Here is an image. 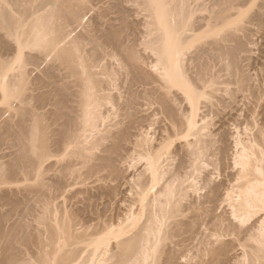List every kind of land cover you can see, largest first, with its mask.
Masks as SVG:
<instances>
[{
  "label": "bare ground",
  "instance_id": "6f19581e",
  "mask_svg": "<svg viewBox=\"0 0 264 264\" xmlns=\"http://www.w3.org/2000/svg\"><path fill=\"white\" fill-rule=\"evenodd\" d=\"M129 1L132 2L133 5H135L134 7H138L140 11L142 10L141 13H143V15H146L145 22L147 23L146 25L147 27L145 26L147 28V31L145 30L147 33H145L144 30L141 31L144 32V35L146 34L145 35L146 40L145 38H142V36L144 37V35L140 37L139 36L140 34L137 37L134 35H133L134 37L130 36V38L132 37L133 39L135 37L136 38L140 37L138 38L139 39L138 41H141L142 38L143 41L141 42L144 43V46L146 42L147 49H150L149 51H151L154 54L153 57H155L154 58L155 63L153 62L154 61L153 59H151L152 62H150L149 60L150 57L147 55L149 51L147 52L146 56L148 57V61L150 63L152 64L154 63L153 65L152 64L150 65H152L154 70L156 68V74H153L152 72L153 70L151 69L150 70L152 73H149L150 72L149 68L151 67L148 68V72L146 71L147 69L144 70L145 69L144 65L150 66L147 65V63H149L148 61H146L147 63L144 64L145 63L144 60L143 61L144 63L142 62L143 65L140 64V57H142L143 55L140 53L141 56H139L138 55L139 49L138 51L134 49L135 47L139 46L136 45L135 42L137 41H135V39H134V43L136 46L132 47L133 46L132 39H131L132 43L130 44L132 46H128L129 44L128 45L125 44L127 43L124 40L125 31L128 33L127 30H130V32H132L131 31L132 29L137 30L139 29L137 27H139L140 26L139 24L141 23H139L138 21V23L136 22L137 26H135L132 23L133 21L131 23L129 22L128 20L129 17L127 19L125 15L127 14L126 13L127 11H126V7L123 5L124 1L123 2L119 1L118 3H116L117 2L116 1L114 5L110 7L112 11L114 10L115 13L118 14V19H113V20L120 21L121 23L120 27H116L117 25L114 24L111 25L109 22L112 21V19L108 21L109 19L107 20V18H105L107 17V15H110L107 14L110 12V8H108L109 10H106L107 7L109 6L108 5L105 10H102L101 12H100L101 9L99 10L98 18L100 17L102 19L105 18V21H108L107 24L109 23L111 26H109V24L108 25L106 24L107 28L104 29L106 22L101 19L104 22V24L102 23V25H104V28L100 23L102 28L98 27L99 24L97 25L96 28L93 27L94 26L93 25L92 27L94 29L91 28L92 30L88 26L89 29L86 30L85 28L86 31H84L87 33L83 34L84 32L81 31L82 32L81 35L80 33L79 35H77L78 34L77 33L75 36H72L73 35L72 31L74 30L75 32V30L77 29V28L74 29V25L77 23L78 25L76 24V26L79 27V24H81L84 21L83 17L90 8L89 6L91 2L90 0H0V97L9 100V105L13 107L15 119L17 118L16 116L19 117L17 118L19 119V121H17V123L15 124H13V122L12 123L9 121L7 122L8 118H6L5 120L6 123H8V125L6 124L4 126L5 130L4 131L1 130V131L5 133L4 136L8 135L10 140H13V142L14 140L17 142L19 141L20 146L19 145L17 146L21 147L19 148L21 149V153L19 154L18 152L20 151L16 153V151L19 150L18 147L17 146L15 147L17 148L16 150L13 147L15 145L11 146L9 144L12 148H14V150H16L13 152H15V154L17 155H14V153L12 154L11 151L12 156L8 155L11 157V159L10 157L8 159L9 162L12 160L13 161L9 165L5 163L6 161H4V164L0 163V187L2 186H6V188L9 187V190L8 189L7 190L10 191L11 186L13 187L14 185H18L19 182L22 181L21 180L22 178L20 177L23 176V179L28 178L27 180L25 179L26 182L28 181L27 183L23 180L28 185L26 187V185L23 184L24 183L23 181H22L23 183L20 182V185L21 184H23V186L25 185V188H27V190L33 191L34 189L37 188L40 190L42 189L41 191H43V188L45 187L47 182L50 181L44 179V175L45 173L50 172L52 169V167L49 168L48 167L49 165H47L50 171H48L47 169L45 170H47L48 172L44 171L43 169L46 166L43 165L47 164L46 162L48 158H49L48 160H50L51 157L53 158V160L54 159L58 160L59 158H61L62 155L63 156L68 155V156L64 158L66 160H64L62 156V160L64 161H61L60 159V163L58 164L59 166L61 162L68 161L67 158L70 159V156L73 157L74 155L75 156L78 155V157L81 156L83 158L82 161L87 163V165L86 163L84 164L87 166V167L84 166L86 167L85 168L86 170L88 169V163L90 164L88 171L86 172L84 170V172H86L85 175H87L88 173L89 175H95L96 177L99 174L98 172H101V170L103 171L105 170L104 172H101L103 173L101 174V176L105 175V177L107 178L108 175L112 176L113 177L112 179L114 180L111 182H115L116 179L118 180V178H120L121 170L122 172L126 170L124 169L123 171L122 167H120L121 169L118 168V164L120 165V163L117 164L118 160L122 161V158L124 157H126L124 159L127 160V157H129L130 160L132 159V161L136 162L138 166L140 165L138 162L143 163V167H141L142 171H140V174H138L139 171L138 169L140 168L136 166L138 170L137 174H135L138 175L137 176L138 178H135L134 175V178L137 179L136 183H134V185L135 184L136 185L134 186L133 184L128 182L129 187L130 185H133V187L137 188V189L134 188L136 189L134 190L136 194L135 195L136 197L134 199L136 201L132 198L133 195L132 196L129 195V196L132 200L138 203V205L137 204L136 205L139 206V208L133 202V205H135V207L134 206L133 207L138 209H134V211L128 213L129 214L128 217L125 218V216L127 215L123 214L125 216L123 217V219H120L121 221L118 220L114 222L112 220L106 221L105 219V222L101 223V225L99 224L100 226L99 228L97 227L98 226L97 223L100 221V219L97 218L99 219V221L97 222L95 220L96 214L94 212L98 210L96 209V211H93V213L95 214L94 220L96 222V224L95 223L94 224L96 226H94L93 224L92 228L89 229L86 228L88 229L89 232H86L87 230H82V228L81 230L85 232H81L79 228V231L77 233V230L75 229L76 230L75 231L74 228L77 227L78 225H79L78 227H80V224L83 223L84 218L82 219V222L80 221L81 223L79 222L80 224L76 223L78 225L75 226L74 224L76 221L74 222V219H77L78 217L76 216L77 214L76 215L74 214L76 212L74 213L71 212L72 211L71 209H70L71 211L69 212L68 207H67L68 212H65L66 208L65 207L59 208L58 204L57 205L55 204L57 206L56 209L55 205L50 204L48 198H46L49 195L48 196L46 195L45 197L44 193L41 196L42 197L44 196L46 198L44 200L45 202L44 201L42 202L43 199L40 201V199L42 198L40 196V194L42 193L39 192L40 190H38V198L40 197L41 198L40 199L35 198L37 197V194L33 192L34 193L33 196L36 194L33 199L36 200L38 199L40 202H42L45 205V207L43 206L44 207L43 213L45 216L42 215L43 213L39 217L36 214H34L36 207L33 208L35 210L32 209V212L30 210L29 213H32L36 217L42 219L43 217H46L49 213L51 215L52 209L54 210L60 209L58 211H61L63 210L62 208H65L64 209L65 211L64 210L62 211L65 212V214L60 212V215L62 214L64 216H61L60 218V215H58V217L62 221H60L59 218L57 219L56 217H55L56 219L54 217H52L53 219L49 218L51 216H48L46 218L47 219L46 221L45 218H43L44 219L42 220L43 222L40 221L39 219L40 223L39 222L38 223L40 225L41 222L43 223L42 225H44V221H45V225H44L45 229L43 231L40 230L41 229L40 226L36 231L32 226L35 225L34 224L35 222L33 223L28 222L30 223L28 224L27 218L26 220H23L25 218H22L26 215L27 213L26 210L30 209V207L29 209L27 207V209L24 210L25 215L23 213L20 214V215H24V216H20L22 220L21 218L18 217V219H20L21 222L26 221L24 225L27 226H24L23 223L21 224V222L19 223L18 226H15L10 223L15 228L8 229L9 226H7L8 230H5L6 228L4 229L1 224L3 218L5 219L4 216H7L5 214H8V211L7 213H3L4 214L3 216L1 210L0 264H24V263L30 264L29 262H33L34 260L35 263L33 262L31 264H76V263L81 264L83 262V261L80 262L82 257L81 255H79L81 257L80 258L78 254L79 252L82 251V249L85 248L86 250L83 251L86 253L85 256L86 258L83 255L84 259H82L84 260L83 262L84 264H87L85 259L86 260L88 259L89 261V259H91V257L94 256L95 253L97 254V256H99L97 251L101 253V251L103 250L106 253H104L105 255L101 254L100 256L102 255L104 256L105 262L102 263L100 261V259L103 258L102 257L98 260L101 262V264H105V263L106 264L107 263L108 264H177L176 262L178 261L180 262L181 260H183L181 259L182 257L181 258L178 257L179 256L178 252H180L181 250L179 251L177 247L178 248L180 247L183 251V248L181 246L186 247L184 246V242L186 241V239L189 242L190 240L188 239H190L191 236L194 237L199 233L201 234V232L199 231H202L201 227L203 225L204 228L207 226L206 229L209 230L208 231L209 237L205 236V239L206 237H208V239L212 237L216 240L214 241L212 239L213 240L212 242L211 241L207 242L209 241L207 240L206 244H204V242H202L204 240L203 236L205 234L207 235L208 233L206 232L207 230L205 229L204 231L202 227L203 232L206 233H204V235L202 233L201 235L202 241L198 240L199 243L201 242V245L200 244L197 245L198 246L203 245L204 249L203 247L197 248L198 246L195 245V243L191 244L194 245L193 249L191 250H195L194 248H196V254L198 252L197 249L198 250L200 249L201 252L202 250L209 251V254H211L210 257H212L211 260L212 259L218 260L219 258L222 259L221 257H223V255H225L224 257L226 258L227 252L229 250L231 251V249L228 250V247L230 246L226 241H224V238H226V236L228 238L229 236L230 237L233 236L236 240L238 239L239 244L243 246L242 249L239 245V247L242 249L241 252H243L244 250V256L242 255L243 257L241 256L240 257L242 258V260L243 259L245 260L246 258L245 260L246 264H264V122H263L264 120H261V123L259 122L260 123L259 124L256 119L260 118V114H259L260 112L258 113L259 116L257 114H253L256 111L255 109H258L259 107H262L260 108L262 112L264 110V77L261 78L262 81L260 80L261 82L259 81L260 83L257 85L255 83L258 81H255L254 85H256V87L255 86L252 87L253 84L251 85L250 83H253L252 82L253 77L250 78L251 79L250 82V80L248 79L249 75L246 76L247 74L244 73L245 70H243L245 65L243 66V62L241 64L243 53L244 52L246 54L249 53L248 51L250 50L249 46H251V44L254 43V40L255 39L257 40L258 38V37L256 38L255 36L260 35V38L264 37V0H129ZM199 12H201L202 15L203 13L205 14L206 12L208 14L205 16H199L198 15L200 14ZM97 15L98 14L95 15L96 16L95 19L97 18ZM141 15H137V17ZM92 18L94 19V17ZM92 18H90V20ZM101 20H99L98 22H100ZM144 20H142V24ZM90 24L91 23H89V25ZM82 25H80V27H82ZM72 26H73V30L71 31ZM136 30H134L133 34L135 33ZM200 30L202 31L200 32ZM135 35L137 34L135 33ZM126 36L129 37V35L127 34ZM125 39H127V37ZM128 41L130 42V40ZM254 44H252V46ZM144 46L143 49H145ZM152 53L149 55L151 56ZM255 54L257 55L256 52ZM262 55L264 56V54H261V56ZM142 58L144 59V56ZM254 59L256 60V58ZM47 61L51 64H49ZM45 62L48 63V65L50 66H48L47 64L46 65L48 66V68L44 66L45 69H44V73H42V75L44 74L43 76L41 75L36 76L37 74L35 75V73H33V75H35L36 77L30 76L31 75L30 72L34 70L33 67L35 68V70H37V68L38 69L41 68V65L45 64ZM141 65L144 67V69ZM30 66L32 67V70L30 69L31 68ZM251 67L253 68L254 66ZM263 67H260V70ZM40 71L43 70L40 69ZM261 73L262 71L260 72V74ZM260 77H262V75ZM255 79H257V77ZM137 85L140 88L135 89ZM141 86H144L145 89ZM232 86H234V88H232ZM124 87H126L125 91H123ZM141 88H143L142 91L139 90ZM177 90L183 94L182 97L180 96L181 94H179L180 98L179 96H177L179 98L178 101H177L178 98L176 96L174 98V94L178 95L179 93ZM222 91H227L228 93L226 94L225 92V95L231 94L233 97L234 95L238 96L244 93V95H241L242 98L244 99V97L245 98L247 97L246 100L247 101L248 99L250 100L248 104L252 102V104L250 105H254L252 107H255L254 109L250 107V105H249L250 108L247 106V108L253 109V113H252L253 115L251 116L253 117V119H255L256 115L258 116L255 119L256 124H253V129L256 128L255 132L254 130L252 131L251 128L249 129L248 127H246L250 130V132H252V133L248 132L246 136L247 138H244L245 136L242 138V134H240L243 133V135L244 134L246 135V133L243 132L245 131V128L243 131L240 130V133H238L239 131L237 130V136L236 134L234 136V133L231 136V139L233 136L235 137L234 140L238 151L234 149L235 151H237V154L234 152L233 155L234 154L236 155H234L233 158L232 157L229 158L230 161L231 159H234V163H232L233 161L232 162L228 161V162H230L231 165L234 164L236 167L238 166L240 167H238V171L236 170L235 172L236 174L233 179L231 176H230L231 178H227V180L232 179L231 181H234L233 183L230 182L231 185L227 187L224 184L226 181L222 180L224 182L223 183L219 180L220 182L216 181L217 184H212L213 182H215L214 180L212 181L210 178H206V179L201 178V172L202 173L205 172L202 171L204 169V166L206 167L207 165V167H209L210 165H213L214 166L213 168H216V170L218 167L219 170L220 166L223 167V165H220V163L226 159L224 158L222 160V158L229 153V152L227 153V150L231 146L230 145L231 143L228 142L229 141L228 140L227 142L230 143L229 144L230 146L229 147L227 146L228 147L227 149L225 146L228 144L223 145L222 143L226 141H221V139H219L218 134L221 132H219L218 130L220 129L221 126L219 127V129H217L218 134L216 133V130H214L215 132L211 130L212 128L213 129L215 128L212 125L213 121L212 120L210 121V119L213 118L212 116H214L212 114V112H214L213 107L216 104V102H217L216 107L217 105H220L223 102V97L221 99L220 95L218 94V93L222 94ZM246 91L247 92L249 91V93L251 92V98L245 96ZM174 92H178V93H174ZM231 95H228L230 96L229 99H231L232 97ZM180 99L185 100L182 102H187L189 105L188 109L185 108V110L186 109L187 110L184 112L183 110L182 112H179L177 110L180 108L183 109L185 107V106L182 107L181 105L180 108L177 107L179 106V104L177 105V103L181 101ZM226 99L228 98H224V100ZM143 100L144 102L147 101L150 104V106L148 104L149 107L153 106L151 104L159 105L160 112L158 114L160 116L161 114L164 115L163 125L165 120L168 121V125L165 126V128H162L163 127L162 124H161L162 127L156 125L155 130L152 128V125H155L156 123L154 120L153 122L155 124L151 122V120L149 121V118H154L157 122L160 120L158 118L159 115H156L159 120H157L156 116L144 117V115H142L143 116L142 117L139 115L140 112L138 113L137 111V109H139L138 105ZM231 100L232 102L236 101V97ZM231 100H230V104L226 103L227 106L230 105L229 107H231L232 104ZM12 101H14V103L17 101L19 105H17L16 102L17 106H13L14 103L12 104ZM33 102L35 103L33 104ZM218 102L220 103L218 104ZM174 103L176 105H174ZM143 104L145 105L146 103ZM143 104L141 103L139 107L142 108L141 105ZM180 104L182 103L180 102ZM108 105H110L109 106L110 108L107 107ZM202 106L203 108L205 107L204 111L202 110V113H204L206 110H207L206 113H208L207 108L209 107L210 110V108L212 107L211 109L212 112H210L212 116H210L211 117L210 119L208 117L209 115L201 114V109H203ZM145 107H147V105ZM221 107L223 106L220 105V107H217V111L219 110L217 113L219 115H220L219 112H221L223 109L225 110V108L222 109ZM218 108H221L222 110L220 111V109ZM244 108H245V104H244ZM111 109L114 111L113 114ZM149 109L147 110V112L149 111ZM155 110L156 112H158L156 107ZM109 111L111 112V114L109 113ZM262 112L261 114L264 113ZM114 114L118 117V120L114 118L115 117ZM250 114L251 113H249V116ZM219 115L216 114V116ZM14 116H13V121L15 120ZM246 116L244 117L245 120L247 118ZM110 117H113L114 120H116V122L112 120L113 118H111L112 124L107 125L106 120L107 119L110 120ZM10 118L12 119L11 116L9 117V119ZM206 118L208 120H206ZM213 120L216 124L215 119ZM248 120L249 119L247 118L246 122ZM3 121L1 122L2 125L0 126L1 129H3L2 128ZM249 121H252V118ZM249 121L247 123H250V125L251 123H255L253 121L252 122ZM246 122L245 124L249 125ZM105 123L106 126L104 125ZM250 125L249 127H252ZM254 125L256 126L259 125V126L254 128ZM101 126H105L104 129L103 128L101 129ZM150 126L151 129L154 130L153 134L155 137L157 136L156 138L153 137V135L151 136L150 132H153L152 130L151 131L149 130L150 132L148 131V128L150 129ZM157 126L160 127L158 129L163 130L161 131V134L159 133L160 130L158 131ZM211 126L212 128L210 129ZM114 127L116 128L113 129ZM236 127L237 125L235 126V128ZM248 129L245 132H247ZM156 130L158 131L160 136H158ZM224 132L226 131L223 130V133ZM1 136H0L1 137L0 143L1 142L3 143L5 138L7 139L8 137L6 136L4 137L3 135ZM91 136L93 138L95 137V140L93 141L91 140L90 142H92V144L90 143L91 145L87 146L85 144L86 143L85 140ZM222 137L224 139V136ZM83 139L85 140L83 141ZM89 140L90 139H88L87 141ZM220 141L222 144L220 143ZM7 142L9 143V141ZM175 142H178L179 144L178 143L176 144ZM128 144L129 146L130 145L131 146L130 147L127 146ZM126 147H129L131 149ZM95 148L101 151V153L99 154L95 153L94 152ZM233 148H235V145L233 146ZM130 150L131 152H129ZM13 155L15 157L14 159H12ZM55 156L56 158H54ZM124 159L123 162L125 161ZM72 161L73 160L70 161L71 164L74 163V161L73 162ZM79 161H81V159ZM49 162L50 161H48V164H51ZM58 162L56 161L54 165L56 166ZM70 162L69 164L66 162L67 164L66 167L68 165H71ZM79 163L80 162H78V165ZM125 163L128 162L125 161ZM136 163L132 164L133 168H134V164ZM218 163L220 166L217 165ZM223 163H227V161ZM78 165L76 164V166ZM80 165H82V167ZM80 165L79 166L82 169L83 162L80 163ZM127 165H129V163ZM231 165L230 167L232 169L233 166ZM4 166L6 167V169ZM50 166H52V164ZM76 166L75 169H79ZM227 166L228 167L226 168L230 169L229 165ZM68 168L70 170V167ZM60 169L63 170L62 166ZM130 169L131 168H129V170ZM231 169H230L231 171L230 173H232V170L234 168L232 170ZM57 170L58 169L55 170L56 171L55 173L60 172V170L58 171ZM66 170L68 171V169ZM106 170L108 172H106ZM67 171H64L63 174H65V172L67 173ZM72 171L76 172V174L77 172L79 173V170L76 171L72 170ZM72 171H70L69 173H71ZM80 173L82 174L83 171L82 172L80 171ZM80 173H79L80 176H84L81 175ZM217 173L219 174V172ZM48 174L46 175L48 176ZM72 174L71 175L68 174L67 177H65L64 175L63 176L65 178H68V176L72 177ZM124 174L126 173L124 172ZM233 174L232 176H234ZM229 175L227 174L226 177H228ZM76 176H78V174ZM88 177L90 176L87 175V178ZM95 177L93 178L95 179ZM122 177L123 176H121V178ZM205 177L208 176L206 175ZM59 178L60 177H58V180H56L57 182L59 181L58 185L60 184V182H62L60 181L62 176L60 180ZM86 179H84L85 182ZM100 179L105 180L103 179V177ZM126 179L128 178H125V181L129 180ZM132 179H130L129 181L132 182ZM223 179L225 180V178ZM30 180L32 183L34 181L37 183L34 185L32 184L30 185L31 183ZM43 180L47 181L45 185H44L45 181ZM84 180H82L81 177L80 181L81 182L83 181V183H81L82 185H78V186H83ZM117 180L116 183L118 182ZM68 181L69 180H67L66 182ZM88 181H91L90 178ZM95 181H93V183ZM120 181L122 182V180ZM57 182H53L54 185ZM72 182L73 181H71V183L68 182L65 185L72 184ZM78 182L77 184H80V182L79 183ZM121 182L119 184H121ZM187 182H189L188 185L186 184ZM51 183L52 182H50L49 184ZM73 183L76 184L75 182ZM96 183L98 182L96 181ZM96 183H95V187L100 185V183H98L96 186ZM109 183L110 182L108 181V184ZM62 184L64 186V183H61L60 187L62 186ZM85 185H87V183H85ZM105 185H106V181H105ZM110 185H112L116 189V186H114L111 183ZM49 186L47 184L46 187ZM106 186L105 188L102 187L100 189H106ZM46 187L44 189H47ZM60 187L58 186L57 188H55L56 192H58L57 189L59 190ZM157 187L159 188L157 189ZM25 188L24 187L22 188L23 191ZM97 188H95L94 190H96ZM155 188L157 189L156 191ZM2 189L5 188H1V190ZM115 189L113 190L112 187L110 188L112 192L116 193ZM203 189H208V190L207 192H204ZM15 190L17 189L15 188ZM47 190L45 191L48 192ZM51 190H49L50 194H53L51 193ZM191 190L193 191L192 193ZM201 190L205 193L204 195L199 193ZM223 190H225L226 192L225 194L222 192ZM98 191L95 192L99 194L100 190ZM101 191H103V194L105 195L106 192L104 193V190ZM28 192L32 194V192L27 191V193ZM193 193L195 194L198 193L199 195L197 196L196 194L194 196ZM8 194L6 195L3 194L4 196H0L1 197L0 201H6L5 203L8 205L7 202H9V204L14 202L13 201L14 196H16L19 199L17 195L12 194L13 200H10L11 193L9 196ZM103 194L100 197L101 199L104 196ZM106 194L109 195V193ZM54 195H51V197L53 196V199L55 197ZM113 195L115 196V194ZM106 196L107 195H105V197ZM118 196L119 195H117V197ZM51 197L50 199H52ZM95 197H97V195L93 197L94 199H97ZM105 197L103 199H105ZM29 198L31 199L30 196ZM100 198L98 197V200ZM109 198H112V200H116V197L113 199V196ZM109 198L108 200L112 201ZM88 200L89 198L87 199V201ZM105 200L107 201V199ZM130 200H126V202ZM27 201H29V199ZM33 201L34 200H32V204ZM106 201L104 203L109 202ZM18 202H19L18 200L14 202V207L15 205L17 206L20 205L17 204ZM26 202L24 201V205ZM79 202H81V200ZM129 203L131 204V202ZM37 204L38 203H36V205ZM222 204H224V210L225 209L227 210V208L225 207L230 208L229 209L230 211H228V213L230 212L231 218L221 215L220 212H218L219 214L216 213L217 212L216 208L219 211L221 208L220 205ZM51 205L52 207L53 206L54 207L51 208L50 207ZM2 206L0 204V209ZM30 206H35V205H30ZM5 207L3 208L5 209ZM10 207H12V205H10ZM14 207L12 208L14 209ZM91 207L94 208L92 210H95L96 205L94 206L92 205ZM15 208L16 210L19 209L17 207ZM74 208L78 209L77 207ZM129 208L132 207H128V209ZM88 209H90V207L89 208L87 207L86 210ZM128 209L126 211L124 210L123 207L122 211L123 212L126 211L127 213ZM39 210L42 209L39 208ZM104 210L106 209H103L102 211ZM58 211L57 212L55 211L56 214L58 213ZM14 212L15 209L13 211V214ZM79 213H81L82 215L85 213V211L84 213H82V211ZM223 213L226 214V212ZM16 214L19 216L18 213ZM38 214H40V212ZM98 214L99 213H97L98 217L101 216L102 218H104L103 216L104 213H100L103 215L100 214L98 215ZM107 214L109 213H106V215ZM120 214L121 213H119V215ZM34 215H31L32 217H34V219L32 220H35ZM114 216L112 217L113 219ZM89 217L91 219L93 218L91 216ZM89 217L87 216V218ZM9 218L12 219V217ZM20 220H16V221L14 220L15 221L14 224L17 225L18 224L17 222H19ZM10 221L11 220L9 219V222ZM85 222L86 223H84L83 225H86L88 223L87 221ZM89 222H93V221L91 220ZM5 223L3 222L4 227H6ZM22 225L24 226V228L26 227V229L29 228L28 229L29 231H30V227H28V225L32 226L33 228L31 229H34V231L36 232L32 233L31 231L28 232L27 230L24 231ZM38 225H36L35 228ZM86 226L91 227V224L88 223V225ZM95 227H97L98 229ZM93 228H95V230L91 231L90 229ZM83 229L85 228L83 227ZM197 238L198 235L193 239H197ZM59 239L62 240L61 243ZM3 240L5 242H3ZM63 241L65 242L62 244ZM191 241H192L191 243H193L194 240ZM1 242H3L4 245H1L2 244ZM25 243L27 244L26 246L35 245L34 247L37 246V250L40 251L42 250V251L41 252L39 251V253H37L36 250L33 251L36 253H30L31 255H29L27 253L30 252L29 251L31 247L30 246L29 249L27 248L28 250L26 248H25L26 250L23 248L24 252L27 251V253H24L23 251H21V249L22 247L25 246ZM19 244H22L23 246L22 245L19 246ZM235 244L233 242V245ZM188 245L189 247H191L190 242L188 243ZM206 245L207 246L210 245V247H207ZM46 246L53 247L54 250L53 249L52 250L55 253H53V251L52 253L54 254V256L53 254H50L51 250L48 249L50 252L45 251L47 250L45 249ZM236 246H238V244H236ZM235 249H237V247ZM88 250H90L89 253H87ZM232 250L234 251V249ZM23 253L24 255L26 254L28 257L32 256L31 260L29 261L26 259L28 257L25 255L26 256L25 259L27 260V263L24 262L25 260ZM204 253L205 255L208 254V252H202L201 253L202 256L204 255ZM87 254L88 256L89 254H92V256L90 255L91 257L87 258L88 257ZM193 254L195 255V253ZM228 254L227 256H231ZM197 255L199 256V254ZM234 255L235 253L233 254V256ZM189 256H192L191 253ZM196 257L197 256H195V258ZM183 258H187V257H183ZM202 258H201L202 260L201 263L206 261V259L204 261ZM76 259L79 261L77 262ZM177 259L180 260L177 261ZM95 260L97 261V259H95L94 257L93 261L95 262ZM109 260H111L110 261L111 263H109ZM190 260L191 262L192 260L193 262L195 261L192 258ZM236 260L233 259V261ZM240 260L239 263H242V261ZM228 261L227 263H229ZM100 262L98 263L100 264ZM181 262L179 264H181ZM197 262L198 261H196L195 263L201 264ZM223 262L227 264L226 261ZM92 263L93 262H90V264ZM205 263L207 264L209 263V261H206Z\"/></svg>",
  "mask_w": 264,
  "mask_h": 264
},
{
  "label": "rangeland",
  "instance_id": "374dc122",
  "mask_svg": "<svg viewBox=\"0 0 264 264\" xmlns=\"http://www.w3.org/2000/svg\"><path fill=\"white\" fill-rule=\"evenodd\" d=\"M90 1H91L90 4H89L90 8H89L88 11L86 12V14H87V13H88V14H87V15L85 14L86 17H85V15H84V17H83V20H84V21L82 20V21L84 22V23L82 22L83 25H82V23H81V24H79V27H78V26H76V24H77V23H76V24L74 25V29L77 28V29L75 30V32H74V30H73V26L71 27V28H72L71 31L73 30V31H72V34H73L72 36H75L77 33H78L77 35H79V33H80V35H81V34H82L81 31L84 32V31L88 30L89 28H90V29H91V28L94 29L93 27L96 28L98 24L100 25V23H101V25H102V23L104 24V22H103L102 20L105 21V18H107V20L109 19L108 21H110V20L112 19V21L109 22L111 25L114 24V25H117L116 27H120V26H121L120 21L113 20V19H118V14H116L114 10H113V11H114V12H113V11L111 10L110 7H112L116 1H117L116 3H118L119 1H120V2H123V1H124V2H123V5L126 7V11H127V12H126L127 14H125V15H126V18H127V19H128V17H129V19H128L129 22L131 23V22L133 21L132 23H133V25H135V26H137L136 24L138 23V21H139V23H141V24H139L140 26L138 25L139 27H137V28H139V29H137V30H136V29H132V30H131L132 32H130V30H127L128 33L125 31V33H124V37H125V38L127 37V39L124 38V40L127 42V43H125V44H127V45L129 44L128 46H132V45H130V44H131L132 41H133V43H132L133 46H132V47H134V46H136V45H139V46H137L138 48L135 47L134 49L137 50V51H138V49H139V51H138L139 54H138V55L141 56V55H140V53H141V54L144 56V59L142 58L143 56L140 57V64H142V62H143L144 60H145V63H144V62H143V63L146 64V63H147L146 61H148V57L146 56V54H147V52H148L150 49H147V44H146V42H145V46H144V43L141 42V41H143L142 38H145V37H146V36H145L146 34L144 35V32L147 33V32H146V31H147V28H146V27H147V26H146L147 23L145 22V21H146V18H145L146 15H143V13H141L142 10L140 11L138 7H134L135 5H133V3L130 2L129 0H123V1H122V0H116V1H115V0H90ZM113 1H114V2H113ZM127 2H128V3H127ZM108 5H109V6H108ZM110 5H111V6H110ZM107 6H108V7H107ZM106 7H107V9H106ZM108 8H110V12L107 13V14H110V15H107V17H105V18H103V19H102L101 17L98 18V17H99V13H98L99 10L101 9V10H100V12H101L102 10H105V9H106V10H109ZM128 8H129V9H128ZM127 9H128V10H127ZM131 9H132V10H131ZM136 9H138V10H136ZM96 11H97V12H96ZM139 11H140V12H139ZM95 12H96V14H98V15H97V18H98L99 20L102 19L100 22H98L99 20H98L97 18L95 19V17H96V16H95V15H96ZM112 12H113V13H112ZM143 12H144V11H143ZM111 13H112L113 15H112ZM114 13H115V14H114ZM199 13L201 14V12H199ZM136 14H137V15H141V14H142V15L139 16V17H137ZM200 14H198V15H199V16H205V15H207L208 13H207V12H206L205 14L203 13V15H202V14L200 15ZM115 15H116V18H115ZM127 15H129V16H127ZM109 16H111V17H109ZM92 17H94V19H93ZM108 17H109V18H108ZM113 17H114V18H113ZM90 18H92L91 20L93 21L94 24L92 23V21L90 20ZM144 19H145V20H144ZM89 20H90L91 22H90ZM95 20H96V21H95ZM142 20H144L143 24H142ZM108 21H105V22H106V23H105V28H104V25H102V27H103L104 29L107 28V25L109 24V23L107 24ZM111 22H113V23H111ZM114 22H115L116 24H115ZM136 22H137V23H136ZM89 23H91L92 25L90 24V25H91V26H90ZM145 23H146V24H145ZM86 24H87V25H86ZM106 24H107V25H106ZM110 24H109V26H111ZM119 24H120V25H119ZM77 25H78V24H77ZM80 25H82V27H80ZM93 25H94V26H93ZM95 25H96V26H95ZM99 25H98V27L102 28L101 25H100V26H99ZM75 26H76V27H75ZM85 26H87V27H85ZM88 26H89V28H88ZM92 26H93V27H92ZM145 26H146V27H145ZM81 28H82V30H81ZM85 28H86V30H85ZM135 28H136V27H135ZM143 28H146V29H143ZM92 29H91V30H92ZM134 30H136L135 33H136L137 35H135V33L133 34ZM138 30L140 31V33H139ZM143 30H144V32H141V31H143ZM145 30H146V31H145ZM78 31H79V32H78ZM201 31H202V30H200V32H201ZM73 32H74V33H73ZM137 32H138V33H137ZM200 32H199V33H200ZM85 33H87V32H84L83 34H85ZM142 33H143V34H142ZM126 34L129 35V37L126 36ZM131 34H132V35H131ZM139 34H140V35H139ZM133 35L136 36V37H137L138 35H139L140 37H141L142 35H144V37L142 36L141 41H138V40H139L138 38H140V37H138V38L135 37V38L132 39V37H134ZM130 36H132V37L130 38ZM255 37H256V38L258 37L259 39L257 38V40H256ZM255 37H254V39L256 40V42H255V40H254V43H255V44L252 43V44H254V45L252 46V44H251V46H249V49H250V50L252 49L253 51H252V50H251V51L248 50L249 53H247V54L244 52L245 54L243 53V57H242V60H243V61L241 60V64H242V62H243V66L245 65V67H244V69H243V70H245L244 73L247 74V75H246V74H245V75H246V76H248V75L250 76V77L248 76V79L250 80V82H251V79H250V78L253 77V78L255 79V78L257 77V79H255V80L252 78V82H253V83H250L251 85L253 84L252 87H254V86L256 87V85L259 84V83L262 81L261 78L264 77V75H263V74H264V73H263V70H264V69H263V68H264V67H263V66H264V65H263V62H264V56H263V55H262L263 57L261 56V54H264V52H263V51H264V40H263L264 37H263V38L261 37L262 39L260 38V35H259V36L256 35ZM131 39H132V41H131ZM134 39H135V41H137V42H135L136 45H135V43H134ZM128 40H130V42H129ZM145 40H146V38H145ZM145 40H144V41H145ZM128 42H129V43H128ZM139 42H141V43H139ZM137 43H138V44H137ZM140 44H141V45H140ZM255 45H256V46H255ZM140 46H141V47H140ZM143 46H144L145 49H143ZM136 48H137V49H136ZM256 48H258V49H256ZM260 48H261V49H260ZM146 49H147V50H146ZM262 49H263V50H262ZM255 52L257 53V55L255 54ZM151 53H152V52L149 51L147 55L150 57V59H149L150 62H152L151 59H153V60H154L153 62L155 63V59H154L155 57H153L154 54L152 53L151 56L149 55V54H151ZM260 53H261V54H260ZM258 54H259L260 56H259ZM245 56H246V57H245ZM250 56H251L252 58H251ZM256 56H257V57H256ZM258 56H259V57H258ZM261 57H262V59H261ZM141 58H142L143 60H142ZM254 58H256V60H255ZM146 59H147V60H146ZM141 60H142V61H141ZM245 60H246V61H245ZM260 60H261L262 63L260 62ZM253 61H254V62H253ZM256 61H257V63H256ZM47 62H48V61H47ZM148 62H149V61H148ZM150 62L147 63V65L152 64V63H150ZM247 62H250V63H247ZM259 62H260V63H259ZM48 63H49V62H48ZM48 63L45 62V64L41 65V68H39V69L37 68L38 72H37V70H35V68L33 67V69H34L33 71H34V72L31 71L32 73L30 72V74H31L30 76H33V77L40 76V75L43 76L44 74L42 75V73H44V69H45V67L48 68V66H50V65H48ZM116 63H117V62H116ZM154 63H153V64H154ZM258 63H259V64H258ZM46 64H47L48 66H47ZM49 64H51V63H49ZM153 64H152V65H153ZM249 64H250V65H249ZM255 64H257V65H255ZM115 65H116V64H115ZM142 65H143V64H142ZM142 65H141V66H142ZM152 65H150V66H146V65H144V66H145V69H144L143 66H142V67H143L144 70L147 69V70H146L147 72H148V68L151 67V68H149V71H150L149 73H152V72H153V74H156V68H155V70H154L153 67H152ZM258 65H259V66H258ZM262 65H263V66H262ZM44 66H45V67H44ZM243 66H242V67H243ZM251 66H254V67L252 68ZM30 67H31V66H30ZM43 67H44V68H43ZM260 67H263V68H262L263 70H262V69L260 70ZM47 68H46V69H47ZM258 68H259V69H258ZM30 69L32 70V67H31ZM40 69L43 70V71H40ZM150 69L153 70V71L151 72ZM249 69H250V70H249ZM252 70H253V71H252ZM35 71H36V72H35ZM39 71H40L41 73H40ZM154 71H155V72H154ZM261 71H262V73L260 74ZM33 73H35V75H36V74H37V75L35 76V75H33ZM250 73H251V74H250ZM38 74H39V75H38ZM252 75H253V76H252ZM259 75H260V76L262 75V77H260ZM254 76H255V77H254ZM31 78H32V77H31ZM223 78H224V77H223ZM258 79H259V80H258ZM260 80H261V81H260ZM255 81H258V82L255 83L256 85H254V82H255ZM259 81H260V82H259ZM141 87L144 88V86H141ZM137 88H140V87H138V85H137V87H136L135 89H137ZM143 88H141V89H139V90L142 91ZM232 88H234V86H232ZM144 89H145V88H144ZM125 90H126V87H124L123 91H125ZM177 91H178V90H177ZM114 92H116V91H114ZM178 92H179V91H178ZM178 92H174V93H178ZM223 92H224V93H223ZM225 92H226V94L228 93L227 91H222V94H224V95H222L221 93H218V94L220 95L221 99H222V97H223V102L225 101L224 103L222 102L223 104L221 103L220 105H222L223 107H221V108H222V109L225 108L226 111H225L224 109L222 110L221 108H218V109H220V111L222 110L221 112H219V113H220V115H219V114L217 113V112L219 111V110L217 111V107H220V105H217V107H216V104H217V102H216V104L214 105L215 108L213 107L214 112H216V113H214V112L211 111L212 107L210 108V110H209V107L207 108V109H208V113H206L207 110H206L204 113H202V110L204 111V108H205V107L203 108V106H202L203 109H201V114H202V115H203V114H207V115H209L208 117H209V119H210V118H211L210 116H212L210 112H212V114H213L214 116H212L213 118L210 119V121H211V120L213 121L214 124L212 123V125H213V127H215V128L213 129L212 126H211L210 129L212 128L211 130H213V131L216 130V133L218 134L217 129H219V127L221 126L220 129L218 130L219 132H221V133L218 134L219 139H221V141H226V142L229 140L228 142H230L231 144L228 143V142H227V143H226V142H222V143H223V145L228 144V145L225 146L227 149H228V147H229L230 145H231L232 147H231V146L229 147L230 150H229V149H228V150L226 149V150H227V153H228V152H229V153L226 154L227 156L225 155V156L222 158V160H223L224 158H226V159H228V160L225 159V160L222 161V162L220 161V162H221L220 165H223V167L220 166L219 163H218L217 165L220 166V169L218 170V168H219V167H218L217 170H216V168H213V167H214L213 165H210L209 167H207V165H206L207 168L204 166V169H205V170H204V169L202 170V171H205V172H203L204 174L201 172V178H205V179H206V178H210L212 181L214 180L215 182H213L212 184H217L216 181H217V182H220V181H221V182L226 181L225 183H224V182H223V183H224L225 186L227 187V186H230V185H231L230 182H232V183L234 182V181H231V180L235 177V174H236L235 172H236V170L238 171V167H240V166L236 167L234 164L231 165L230 162L233 161L232 163H234V159H231V161H230V159H229V158H231V157L233 158V156L236 155V154H237V151H238L237 148H236V143H235V140H234V138H235L234 136H235V134H236V136H237V130L239 131L238 133H240V130L243 131L244 128H245V131H246L248 128H249V129L251 128L252 131L254 130V132H255V131H256V128H255V127H257V126H259V125H257V126L254 125V128H255V129H253V124H256V120H257L258 123H259V122L261 123V120H264V118H263V116H264V115H263V114H264V113H263L264 110H263V112H262V110L260 109V108H262V107H259V108L256 107V108H258V109H255V107H252V106H254V105H250V104H252V102H251L250 104H248V102H250V100L248 99V101H247V100H246L247 97H246V98L244 97V99H243L242 96H241V95H244V93L241 94V95H238L239 97H238L237 95H236V96L234 95V97H233L231 94H228V95H231V96L233 97V98L231 97V99H234V98L236 97V101H233V102H232V100L229 99L230 96L225 95ZM174 93H173V94H174ZM179 94H181V95H180L181 97L183 96V94H182L181 92H179L178 95H177V94H176V95L174 94V98H175V96H176V97L179 96ZM247 94H248V95H247ZM249 94H250V97H249ZM219 95H218V96H219ZM180 96H179V98H180ZM226 96H228V97H226ZM240 96H241V98H240ZM245 96H248V98H251V92L249 93V91H248V92L246 91ZM177 98H178V97H177ZM179 98L177 99V101L179 100ZM218 98H219V97H218ZM224 98H228L229 100H228V99L224 100ZM221 99H220V100H221ZM175 100H176V99H175ZM180 100H181V101H179L178 103L175 101V102L177 103V105L179 104V106H177V107L180 108V105H181L182 107H184V106H185V107H184L183 109L180 108V109H177V110H178L179 112H182V110H183V112H184V111H186V110L188 109L189 105H188L187 102H182V101H185V100H183V99H180ZM230 100H231V102H232L231 107H229V106H230V105H229V104H230ZM251 100H252V99H251ZM246 101H247V102H246ZM16 102H17V101H16ZM16 102L14 103V101H12V104L14 103L13 106H17V105H19L18 102H17V105H16ZM180 102H181L182 104H180ZM220 102H221V101H220ZM220 102H218V104H219ZM239 102H240V103H239ZM34 103H35V102H33V104H34ZM141 103H142V104H143V103H146V104H145V105L143 104L144 106L141 105V106H142V108H141V107H139ZM186 103H187V104H186ZM226 103H229V104H228L229 106H227ZM140 104L138 105V108H139L140 110L137 109L138 113L140 112V113H139L140 116L144 115V117H148V116H149V117H152V116L154 117V116H156V115H159V114H158V113L160 112V111H159V109H160V108H159V105L151 104V105H153V106L149 107L150 104H149L147 101L144 102V100L141 101ZM148 104H149V106H148ZM184 104H185V105H184ZM224 104H225L226 106H225ZM236 104H237V105H236ZM244 104H245V108H244ZM146 105H147V107L152 108V109H149V108L145 107ZM154 105H155V106H154ZM174 105H176V104L174 103ZM238 105H239V106H238ZM241 105H242V106H241ZM249 105H250V107H252V108H254V109L256 110V111L254 110L255 113H253V109H252V108H251L252 111H251V109H249V108H250ZM109 106H110V105H108L107 107H109ZM236 106H237V107H236ZM247 106H248L249 108H247ZM111 107H112V106H111ZM143 107H144V108H143ZM155 107H156V109L158 110V112H156ZM177 107H175V108H177ZM226 107H227V108H226ZM228 107H229V108H228ZM232 107H233V108H232ZM239 107H240V108H239ZM241 107H242V109H241ZM109 108H110V107H109ZM109 108H108V109H109ZM145 108H146V111H145ZM185 108H187V109L185 110ZM231 108H232V109H231ZM142 109H143L145 112H144ZM148 109H149V111H148L149 113L147 112ZM228 109H229V110H228ZM111 110H112V109H111ZM152 110H155V111H152ZM215 110H216V111H215ZM231 110H232V111H231ZM249 110H250V111H249ZM259 110H260V111H259ZM141 111H142V112H141ZM224 111H225V112H224ZM236 111H237V112H236ZM238 111H239V112H238ZM242 111H243V112H242ZM113 112H114V111L112 110V114H113ZM151 112H153V113H151ZM155 112H156V113H155ZM256 112H257V113H256ZM259 112H260V113H259ZM261 112H262L263 114H261ZM109 113L111 114L110 111H109ZM143 113H145V114H143ZM221 113H222V114H221ZM239 113H240V114H239ZM249 113H251L250 116H249ZM252 113H253V114H257L258 116H259V114H260V118H261V119H260V118L256 119V118L258 117L257 115H256V117H255L256 120L253 119V117L251 116V115H253ZM258 113H259V114H258ZM160 114H161V113H160ZM216 114L219 115V116H216ZM14 115H15V114H14V112H13V107H12L11 105H9V100L0 97V126H2V125H1V122L4 120L3 123H2V124H3V127H2L3 129L0 128V136H1V135L4 136V134H5V133L2 132L1 130L4 131V130H5L4 126H5L6 124L8 125V123H6V120H5L6 118L9 119V117L11 116L12 119H11V118H10L9 120L7 119V122H8V121L11 122V123L13 122V124H15V123H17V121H19V119H17V118H19V117L16 116V117H17V118H16L17 120H16ZM114 115H115V114H114ZM114 115H113V117H114ZM150 115H151V116H150ZM162 115H163V114H161V116L159 115V117H158L160 120H159V119L157 118V116H156L157 120H159V121L162 122V123H160L159 121H157V122H158V123H157L156 120H155L154 118H149V121L151 120V122H153V120H154L155 123H156V124H155V123L153 122L155 125H152V128H153L154 130L156 129V127H155L156 125H158V126H160V127L163 126L162 128H165V126L168 125V121H167V120L164 121V125H163L164 115H163V118H162ZM225 115H226V116H225ZM237 115H238V116H237ZM246 115H248V116H246ZM13 116H14V119H15L16 121H15V120L13 121ZM215 116H216V117H215ZM227 116H228V117H227ZM231 116H232V117H231ZM233 116H234V117H233ZM242 116H243V117H242ZM245 116H246L249 120H250L251 118H252V121L255 120V121H253V122H255V123H251V125H250V123H247L249 120L246 122L247 118H246V120H245V118H244ZM254 116H255V115H254ZM113 117H110V120H109V119L106 120V121H107V122H106L107 125H108V124H112L111 118H113ZM116 117H117V116L115 115L114 118L118 120V117H117V118H116ZM142 117H143V116H142ZM160 117H161V118H160ZM208 117H207V118H208ZM237 117H238V118H237ZM249 117H251V118H249ZM114 118H113L112 120H114ZM207 118H206V120H208ZM225 118H226V119H225ZM229 118H230L231 120H230ZM232 118H233V120H232ZM161 119H162V121H161ZM213 119H215L216 124H215V122H214ZM228 119H229V120H228ZM235 119H236V120H235ZM238 119H239V120H238ZM240 119H241V120H240ZM259 119H260V120H259ZM10 120H12V121H10ZM108 120H109V122H108ZM220 120H221V123H220ZM110 121H111V123H110ZM114 121L116 122V120H114ZM149 121H148V122H149ZM229 121H230V122H229ZM252 121H249V122H252ZM166 122H167V123H166ZM222 122H223V123H222ZM233 122H235V123H233ZM245 122H246L247 124H249L250 126H252V127H249V125H246ZM263 122H264V121H263ZM106 123L104 124L105 126H106ZM113 123H114V122H113ZM165 123H166V124H165ZM224 123H225V124H224ZM227 123H228V125H227ZM260 123H259V124H260ZM159 124H160V125H159ZM161 124H162V126H161ZM235 124L237 125V127H236L237 129L235 128V126H236ZM262 124H263V123H262ZM105 126H101V129H102V128L104 129ZM158 126H157V129L160 128V127H158ZM243 126H244V127H243ZM242 127H243V128H242ZM246 127H248V128H246ZM115 128H116V127H114L113 129H115ZM144 129H145V128H144ZM231 129H232V130H231ZM249 129H248L247 132L243 131L244 133H246V135H245V134L243 135V133H240V134H242V138H243L244 136H245L244 138H247L246 136H247L248 132H249V133H252V132H250ZM149 130H150V131L152 130V129H151V126H150V129L148 128V131H149ZM154 130H152L153 132H150V131H149V132L151 133V136L153 135V137H155L154 134H153V133H154ZM159 130H160L159 133L161 134V131H163V130H162V129H158V131H159ZM223 130L226 131V132L223 133ZM229 130H230V132H229ZM158 131L156 130L157 133H158ZM214 132H215V131H214ZM228 132H229V134H228ZM159 133H158V136H160ZM222 133H223V135H222ZM230 133H231V135H230ZM233 133H234V136H233L232 139H231V136L233 135ZM225 134H226V135H229V136H226ZM155 135H157V134H155ZM5 136L9 138L8 135H5ZM5 136H4V137H5ZM222 136H224V139H223ZM1 137H2V136H1ZM1 137H0V138H1ZM156 137H157V136H156ZM156 137H155V138H156ZM220 137H221V138H220ZM8 138H7V139L5 138L4 142H3V143H2V142L0 143V158H1V159H0V163H3V164H4V161H6L5 163H7V165H9V164L13 161V160H12V161L9 162V159H8V158H9L10 156H8V155H11V151H12V154L14 153V155H17V154H15V152H13V151H16V150H17V148H15L17 145L20 146V142H19V141L17 142V141L14 140V142H13V140H10V138H9V140H8ZM91 138H92V139H91ZM229 138H230V139H229ZM88 139H90V140L87 141ZM96 139H97V138H96ZM226 139H227V140H226ZM84 140H85V139H83V141H84ZM91 140H92V141L95 140V137L93 138V137L91 136V137L87 138V139L85 140L86 143H85V142H84V143H85L87 146H88V145H91V144H92V142H90ZM5 141H6V142H5ZM7 141H9V143H8ZM25 141H27V140H25ZM221 141H220V143H221ZM231 141H234V142H231ZM11 142H12V144H11ZM178 142H179V141H178ZM178 142H175V143L177 144ZM4 143H5L6 145H5ZM17 143H18V144H17ZM25 143H26V142H25ZM84 143H83V144H84ZM87 143H88V144H87ZM90 143H91V144H90ZM220 143H219V144H220ZM222 143H221V144H222ZM232 143H233V144H232ZM7 144H8V145H7ZM9 144H10L11 146L15 145V146H13V147H14L16 150H14V148H12ZM178 144H179V143H178ZM221 144H220V145H221ZM229 144H230V145H229ZM1 145H2V146H1ZM86 145H84V146H86ZM234 145H235V148H233ZM19 146H17L18 149L21 148V147H19ZM127 146H129V144H128ZM130 146H131V145H130ZM130 146H129V147H130ZM227 146H228V147H227ZM8 147H11L12 149H11V148H8ZM129 147H126V148H129ZM129 149H131V148H129ZM231 149H232V151H231ZM234 149L237 150V151H235ZM238 149H239V148H238ZM18 151H20V152H18ZM93 151H94V150H93ZM98 151H99V150H97V149L95 148V151H94L95 153H97V154L101 153V151H99V152H98ZM17 152L20 154V153H21V149L17 150L16 153H17ZM129 152H131V150H130ZM234 152H235L236 154L233 155ZM9 153H10V154H9ZM92 153H93V152H92ZM95 153H94V154H95ZM64 154H65V153H64ZM229 154H230V156H229ZM14 155H13L12 159L15 158ZM231 155H232V156H231ZM11 156H12V155H11ZM62 156H63V155H62ZM62 156H61V158H59L60 156L57 157V158H59L58 160H57V159H56V160H55V159L53 160L52 157L50 158V160H48V159H49V158H48V159H47V162H46L47 164H44V165H43V166H46V167H47V165H49L48 167H49V168L52 167V169L54 170V172H53L52 169H51V171H50V169H48V167H47V168L44 167V169H43L44 171H47V170L50 171V172L47 171L49 174H48V173H45V172H44L45 175L43 174V175H44V179H46L47 181L50 180L49 182H47L46 180H43V181H45L44 185L46 184V182H47L48 186L50 185L49 187H46L47 184L45 185V187H46L48 190H47V189H44L45 187L43 188V191H41L42 189L40 190V189H37V188H36L37 190H36V189H34V190L32 189L33 191H31V190H27V188H25V185H26V187H27L28 184H26V183H27L28 181L26 182L25 179L27 180L28 178L23 179V176L20 177V178H22L21 180H22V181L24 180L26 183H25L24 181H23L24 183H23L22 181H20V182H22V183L25 184V185L23 186V184H21V185H22V186H21V185H20V182H19V184L16 183V184H18V185H14V184H13V185L15 186V187L13 186L14 189H13L12 186H11V188H10V191H12L13 193L10 192V191H8V190H9V187H8V188H6V186H2V187H0V196H4V195H6V194H8V193H9V194H8V196H9L10 193H11V195H10V197H11L10 200H13V199H12L13 195H17V196L19 197V199H18L16 196H14V197H13V198H14L13 201L15 202V201L18 200L19 202H18L17 204H18V205L20 204L19 206L21 207V209H20L19 206L15 205V207L19 208V209L16 210V208L14 207V202H13V203H10V204H9V202H7V203H8V205H7V204L5 203L6 201H0L1 206L4 205V206H2L1 209H0V214H1V210H2V215H3V216H4L3 213H7V211H8V214H5V215H7V216H4L5 219L2 217L3 220H2V224H1V225L3 226L4 229L6 228L5 230H8V229H10V228H12V229L15 228V227H13L11 224H13V225H15V226H18L19 223L21 222L22 218H25V219H23V220H26V218H27V223H28V222H30V223L35 222V223H34L35 225H32V226L34 227V229H35L36 231L38 230V227H40V226H41V227H40L41 229H40V228H39V229L43 231V230L45 229V228H44V225H45V221L47 220L46 218H47L48 216H51V217H49V218H52V217L55 218V217H56V218L58 219V218H59L58 215H60V212L63 213V214H65V212H68V211H67V207H68L69 212L72 210L71 212H73V213L76 212V213H74V214H75V215L77 214L76 216H78L77 219H74V222L76 221L75 224H74L75 226L78 225V224H80V223L82 222V219H83V218L85 219V221H87L89 224H91V227H90V226H89V227L86 226V225H88V223H87L86 225H83L84 223H86V222L84 221V219H83V223H81V224H82V226H83L85 229H83V227H82L81 224H80V227H78L79 225L77 226L78 228L74 226V227H75L74 230L76 229V230H77V233H78L79 228H80V231H81V232H85V231H82V230H87L86 232H89L88 229H89V228H92V225H93L94 223L96 224V222L99 221V219H100V221H102V222L99 221V222L97 223V224H98V226H97L98 228L100 227L99 224L101 225V223L105 222V219H106V221H108V220H112L113 222H114V221H118V220L121 221L120 219H123V217H124L125 215H127V216H125V218H126V217H128V215H129L128 213H131V211H134V209H138V208H139V206H137L138 203H136V202H135L136 200L134 199V198L136 197V196H135L136 194H135L134 190H136L137 188H136V187H133V185H134V183H136V180H137V179H135V178H138V177H137L138 175H135V174H137V171H138V170H139V171H138V174H140V171H142V169H141V167H143V163H142V162H138V163L140 164V165H139L140 167H139L138 164H137L136 162L132 161V159L130 160L129 157H127V160L124 159V158H126V157L122 158V161H121V160H118V161H117V164L120 163V165L118 164V168L121 169L120 167H122V168H123V171H124V169H126V170L124 171L126 174H124V172H122V170H121V176H123V177L121 178V176H120V178H118V180L116 179V180L118 181V182L116 183V180H115V182H111V181H113L114 179H112L113 177H112V176H109L108 174H107V175H108V178L105 177V175H102V176H101V174H103V173H101V172H104L105 170H104V171L101 170V172H98V173L100 174L101 177L99 176V174L95 177V175H89V174L87 173V175L90 176V177L87 178V175H85V174H86V172L88 171V169H89V165H90V164L88 163V169L86 170L85 168L87 167V166H86L87 163L84 162V161H82L83 158H82L81 156L78 157V155H77V156L74 155L75 157H74V156H73V157L70 156V159L67 158V160H68L69 162H70L71 160H73L74 163L76 162L75 164H74V163L71 164V162H70L71 165H68V166L66 167V165H67L66 162H67L68 164H69V162H68V161H65V162H61V164H60V166H59L58 164L60 163V159H61V161H64V160H66V159H64V158H66L68 155H66V156L64 155V156H63V159H64V160H62ZM126 156H127V155H126ZM71 157H72V158H71ZM77 157H78V158H77ZM80 157H81V158H80ZM54 158H56V156H55ZM75 158H77L78 160L75 159ZM79 158H80L81 161L83 162V168H82V169H81L82 165H80V163H82V162L79 161V160H80ZM128 158H129V160H128ZM234 158H235V157H234ZM7 159H8V161H7ZM10 159H11V157H10ZM123 159H124L125 161H127V162L129 163V165H127L128 163H125V161L123 162ZM51 160H52V161H51ZM75 160H76V161H75ZM48 161H50L49 163H51L52 166H50L51 164H48ZM54 161H55V162H56V161H57V162L59 161V162L56 164V166L54 165V163H55ZM73 161H72V162H73ZM226 161H227L228 164H227V163H223V162H226ZM228 161H230V162H228ZM52 162H54V163H52ZM78 162H80L79 165H80L81 167L78 165ZM121 162H122V165H121ZM131 162H132V163H131ZM85 163H86V165H84ZM124 163H125L126 165H125ZM130 163H131V164H130ZM133 163H136V164H137V165L134 164V168H133V165H132ZM229 163H230V164H229ZM3 164H1V165H3ZM73 164H74V166H73ZM76 164H77L78 166H76ZM123 164H124V165H123ZM226 164L229 165V167H230V165L233 166L232 169H233V168H234V169L236 168V169H235V170H234V169L232 170L231 167H230V169L232 170V173H230L231 171H230V169L226 168V167H228ZM5 165H6V164H5ZM7 165H6V166H7ZM63 165H64V166H63ZM141 165H142V166H141ZM225 165H226V167H225ZM54 166H55V167H54ZM58 166H59V167H58ZM61 166H62L63 170L60 169ZM75 166L78 167L79 169H75ZM84 166H86V167H84ZM136 166H137L138 168H140V169L137 170V167H136ZM4 167H5V166H4ZM53 167H54L55 169H54ZM65 167H66V168H65ZM68 167H70V170H69ZM72 167H73V169H72ZM128 167L131 168V169L129 170ZM221 167H222V168H221ZM64 168H65V169H64ZM210 168H211V170H210ZM5 169H6V167H5ZM45 169H47V170H45ZM56 169L60 170V172H57L59 175H58L57 173H55V172H56V171H55ZM66 169H68V171H67ZM71 169H72V170H75V171H76V170H79V173H80V171H81V172L83 171V173H82V174L80 173V174H81V175H84V176H80L78 172H77V174H78V176H80V177L76 176V175H77L76 172L72 171ZM80 169H81V170H80ZM208 169H209V170H208ZM213 169H214L215 171H214ZM221 169L223 170V172H222ZM226 169H227V170H226ZM58 170H57V171H58ZM84 170H85L86 172H84ZM133 170H134V171H133ZM64 171H67V173L70 174V175H71L72 172H73V174H72V177H73V178H72L71 176H68V178H65V177H67L68 174H67L66 172H65V174H67V175L63 174ZM70 171H72V172L69 173ZM206 171H208V172H206ZM210 171H212V172H210ZM233 171H234V172H233ZM51 172H53V173H51ZM106 172H108V171L106 170ZM217 172H219V174H218ZM50 173H51V174H50ZM54 173H55V175H54ZM74 173H75V174H74ZM131 173H132V174H131ZM205 173H206V175H207L208 177H205V176H206ZM208 173H209V175H208ZM212 173H213L214 175H213ZM215 173H216V174H215ZM229 173H230V175H229ZM233 173H234V174H233ZM46 174H48V176H47ZM61 174H63L65 177H64L63 175H61ZM104 174H105V173H104ZM122 174H123V175H122ZM202 174H203V175H202ZM220 174H221V175H220ZM223 174H224L225 176H224ZM227 174L229 175L228 177H226ZM232 174H233L234 176H232ZM51 175H52V176H51ZM73 175H74V176H73ZM124 175H125V178H128L129 180L133 178V179H132V182L129 181L128 179H126V180H128V181H125ZM130 175H131V176H130ZM134 175H135V178H134ZM204 175H205V176H204ZM20 176H21V175H20ZM45 176H46V177H45ZM50 176H51V177H50ZM56 176H57V177H56ZM61 176H62V178H61ZM222 176H223V177H222ZM230 176L232 177V179H230V180L228 179V180H227V178H231ZM26 177H27V176H26ZM47 177H48V178H47ZM53 177H54V178H53ZM55 177H56V178H55ZM58 177H60L61 180H60V178H59V180L62 181V182H60L59 185H58V182H59V181H58V182L56 181V180H58ZM70 177H71V180H70ZM74 177H75V178H74ZM81 177H82V180H84V179H86V178L89 180V178H90V180L92 181V183H91V181H88V180L86 179V182H85V180H84V184H83V186H78V185H82L81 183H83V181H82V182L80 181V180H81ZM83 177H84V179H83ZM93 177H95V179H96V181H97L98 183L104 181V182L100 183V185H102V186H100V185L97 186L98 183H96V181H95V179H94ZM97 177H98V178H97ZM102 177H103V179H105V180H101L100 178H102ZM104 177H105V178H104ZM110 177H111V178H110ZM131 177H132V178H131ZM216 177H217L218 179H217ZM76 178H77V179H76ZM92 178H93V180H92ZM109 178H110V179H109ZM123 178H124V180H123ZM213 178H214V179H213ZM223 178H225V180H224ZM51 179H52V181H51ZM53 179H54V180H53ZM64 179H65L66 181L69 180V181H68L69 183H71V181H73V182H75L76 184H74V183L72 182V184L65 185V184L68 183V182H66ZM78 179H79V180H78ZM97 179H99V180H97ZM119 179L122 180V182H121ZM134 179H135V180H134ZM75 180H76V181H75ZM107 180H108L111 184H113L114 186H116V189H117V190H118V189H120V190L117 191V190L115 189V187H113L112 185H110V183L108 184V181H107ZM219 180H220V181H219ZM222 180H223V181H222ZM33 181H34V180H33ZM78 181L80 182V184H77ZM93 181H95V182L93 183ZM105 181H106V185L108 184L107 186L105 185ZM123 181H124L125 183H124ZM190 181H191V179H190ZM228 181H229V182H228ZM30 182H31V180H30ZM34 182H35V181H34ZM34 182H33V183L31 182L30 185H31V184L34 185V184L37 183V182H35V183H34ZM50 182H52L51 184L53 185V187H52L51 184H49ZM53 182H57V183H55V185H54ZM79 182H78V183H79ZM120 182H121L122 185L119 184ZM126 182H127V184H126ZM128 182L131 183V184H133V185H130V187H129V183H128ZM61 183H64V186H65V187L63 186V184H62V186L60 187ZM85 183H87V185H85ZM88 183H90V184H88ZM95 183H96V186H97L98 188L95 187ZM114 183H115L116 185H115ZM188 183H189V182H187L186 184L188 185ZM226 183H227V184H226ZM228 183H230V184H228ZM117 184H118V185H117ZM19 185H20L21 187H20ZM69 185H71V186H69ZM135 185H136V184H135ZM135 185H134V186H135ZM16 186H17V187H16ZM56 186H57V187L59 186V187L61 188V189L59 188V190L57 189L58 192H56V190H55V188H57ZM105 186H106V189H100V188H102V187L105 188ZM110 186L113 188V190L115 189L116 193H115V192H112V190H110V188H111ZM131 186H132V187H131ZM23 187L25 188L24 191H23V189H22ZM50 187H52V188H50ZM63 187H64V188H63ZM89 187H90V188H89ZM93 187H94V188H93ZM107 187L109 188V190H108ZM118 187H119V188H118ZM1 188H5L6 190H5V189H2V190H1ZM15 188H16L17 190H15ZM19 188H20V189H19ZM70 188H71V189H70ZM73 188H75V189H73ZM76 188H77V189H76ZM92 188H93V189H92ZM95 188H97L98 190H100V193H99V194L95 192V191H98L97 189L94 190ZM130 188H131V191H130ZM132 188H133V190H132ZM134 188H136V189H134ZM158 188H159V187H157V189H158ZM7 189H8V190H7ZM12 189H13V190H12ZM18 189H19L20 192H21V191H22V192L20 193V192L18 191ZM51 189H52V190H51ZM53 189H54V190H53ZM80 189H81V191H80ZM83 189H84V190H83ZM157 189L155 188V191H156ZM4 190L6 191V193H5ZM25 190L32 192V194L28 192V193L30 194V195H29V194L27 193V191H25ZM38 190H40V191H39L40 193L42 192L41 194L39 193L40 196L43 195V193H44V196H45V197H46V195H47V196L49 195V196L46 197V198H48V201H49L50 204H52V205H53V204H54V205H55V204H56V205L58 204L59 208H60V207H65V208H66V209H65V208H62L63 210H64V209L66 210V211L64 210L65 212H62L63 210L58 211V210H60V209H58V210H54V209H52L53 214H52V212H51V215H50V213H49L46 217H43V218H45L44 225H42V224H43V223H42V222H43L42 220H44V219H43L42 217H41L42 219H40V218H38V217L44 212L43 209H44L45 205H44L42 202H43L46 198H45L44 196H43V197L41 196L42 198L39 196L41 199L38 198ZM45 190H47L48 192H46ZM49 190H51V193H53V194H50V191H49ZM78 190H79V191H78ZM82 190H83V191H82ZM101 190H104V193H105V192H106V193H109V195L105 193V195H107L108 198L113 196V199L116 197V200H112V198H109L110 200H112V201H109L108 198H107V196L105 197V195L103 194V191H101ZM107 190H108V192H107ZM203 190H204V192H207L208 189H203ZM1 191H2L3 193H2ZM15 191H16V192H15ZM36 191H37V192H36ZM69 191H70V192H69ZM74 191H75V193H74ZM85 191H86V192H85ZM89 191H90V192H89ZM92 191H93L94 193H93ZM109 191H110V192H109ZM123 191H124L125 193H124ZM129 191H130L131 193H130ZM132 191H133V192H132ZM153 191H154V190H153ZM201 191H202V190H201ZM201 191H200L199 193L204 195L205 193H204L203 191H202V193H201ZM33 192L37 194V197H35L36 194L33 196V194H34ZM67 192H68V193H67ZM81 192H82V193H81ZM98 192H99V191H98ZM101 192H102V193H101ZM111 192H112V194H111ZM117 192H119V193H117ZM192 192H193V191L191 190V193H192ZM222 192H223L224 194L226 193L225 190H223ZM14 193H16V194H14ZM17 193H18V194H17ZM63 193H64V194H63ZM65 193H66V194H65ZM85 193H86V194L88 193V194L86 195ZM132 193H133V194H132ZM3 194H4V195H3ZM12 194H13V195H12ZM19 194H20V196H19ZM22 194H23V196H22ZM26 194L29 195V196L31 197V199H30L29 196H27ZM54 194H57V195H54ZM61 194H62V196H61ZM72 194H73V195H72ZM102 194H103L104 196H103L102 199H101L100 197H101ZM113 194H115V196H114ZM121 194H122V195H121ZM196 194H197V196L199 195L198 193H196ZM196 194L193 193L194 196H195ZM25 195H26V196H25ZM51 195H54V196H55L54 199H53V196L51 197ZM64 195H65V196H64ZM77 195H78V196H77ZM90 195H91V196H90ZM93 195H94V196L97 195V197H95V198H97V199H94V198H93V197H94ZM98 195H99V196H98ZM110 195H111V196H110ZM117 195H119V196L117 197ZM124 195H125V196H124ZM129 195H131V196L133 195L132 198H133L135 201L132 200V199L130 198ZM24 196H25V197H24ZM32 196H33V197H32ZM56 196H58V197H56ZM72 196H73V197H72ZM75 196H76V197H75ZM15 197H16V199H15ZM20 197H21V200H24L25 202H26L28 199H29V201H27V202L25 203V205H24V201H21V200H20ZM22 197H23L24 199H23ZM27 197H28V198H27ZM34 197L40 199V201H41L42 199H43V200H42V202H40L38 199H37V200H36V199H33ZM50 197H51L55 202H54L52 199H50ZM90 197H92V198H90ZM98 197L100 198L99 200H98ZM104 197H105V199H107V201H109V202H107L105 199H103ZM120 197H121V198H120ZM124 197H125V198H124ZM126 197H127V198H126ZM0 198H1V197H0ZM55 198H56V199L58 198V199L56 200ZM76 198H78V199H76ZM88 198H89V200H88L89 202L87 201ZM25 199H26V200H25ZM65 199H67V200H65ZM73 199H74V200H73ZM91 199H92V200H91ZM120 199H121V200H120ZM130 199H131L132 201H131ZM30 200H31V201H30ZM32 200H34V201H33V204H32ZM35 200H36V202H35ZM64 200H65L66 202H65ZM80 200H81V202H79ZM82 200H83V202H82ZM85 200L88 202V205H87V202H86ZM102 200H103V201H102ZM118 200H119V201H118ZM126 200H130V201H127V202H126ZM51 201H52V202H51ZM63 201H64V202H63ZM70 201H71V202H70ZM90 201H91V202H90ZM105 201H106L107 203H104ZM28 202H29V203H28ZM39 202H40V203H39ZM44 202H45V201H44ZM53 202H54V203H53ZM62 202H63L64 204H63ZM73 202H74V203H73ZM84 202H85L86 204H85ZM93 202H94V203H93ZM129 202H131L132 206H131V204H130ZM133 202L135 203V205L137 204L136 206H137L138 208H134L135 205H133ZM22 203H23V204H22ZM36 203H38V204H41V203H42V204H41L42 207H41V205H38V204H37V205H38V207L41 208L43 211H42V210H39V208L37 207ZM65 203H66V204H65ZM90 203H91V204H90ZM126 203L128 204V206H127ZM21 204H22V205H21ZM27 204H28V206H27ZM80 204H81V205H80ZM82 204H83V205H82ZM89 204H90V206H89ZM120 204H121V205H120ZM124 204H125V205H124ZM129 204H130V206H129ZM224 204H225V203H224ZM224 204L220 205L221 208L223 207V208H222L223 210H222L219 206H218V207L220 208L219 211H218V209L216 208V210H217L216 213L219 214L218 212H220L221 215H223V216H225V217H230V218H231V216H230V212L228 213V211H230V210H229L230 208H229V207H225V208H227V210H226V209L224 210ZM6 205H7V206H6ZM10 205H12V207H14V209H15L14 214H13L14 209H13L12 207H10ZM30 205H35V206H30ZM52 205L50 206L51 208L54 207V206L52 207ZM56 205H55V207H56V209H57V206H56ZM73 205H74V206H73ZM85 205H86V206H85ZM92 205H93V206L96 205L97 208L95 207V210H92V209H94V208L91 207ZM97 205H99V206H97ZM103 205H105L107 208H106L105 206H103ZM226 205H227V202H226ZM5 206H6L7 208H6ZM43 206H44V207H43ZM80 206H81V207H80ZM84 206H85V207H84ZM121 206H122V207H121ZM133 206H134V207H133ZM3 207H5V209H4ZM8 207H10V208H8ZM22 207H23V208L26 207V208L23 209ZM27 207H28V209H29V207H30V209H29V210H26ZM35 207H36V208H35ZM69 207H71V208H69ZM74 207H77L78 209H76V208H74ZM82 207H84V208H82ZM87 207H88V208L90 207L91 210H90V209L86 210ZM104 207H105V208H104ZM118 207H119V208H118ZM123 207H124V210H126V211H127L128 207H132V208H129L130 210L128 209V212L126 213V211H125V212L122 211V210H123ZM2 208H3V209H2ZM33 208H35L37 211H36L35 209H33ZM37 208H38V209H37ZM73 208H74V211H73ZM111 208H113V209H111ZM114 208H116V209H114ZM120 208H121V209H120ZM9 209H10V212H9ZM22 209H23V210H22ZM32 209L35 210V213H34V211H33V213L36 214L38 217H36V216H35L34 214H32V213H29L30 210H31V212H32ZM70 209H71V210H70ZM79 209H80V210H79ZM83 209H84L85 213H84ZM96 209H98V210L96 211ZM103 209H106V210L102 211ZM118 209H120V210H118ZM131 209H133V210H131ZM3 210H4V212H3ZM11 210H12V211H11ZM21 210H22L23 212H22ZM24 210H26V212H27L26 215H25V213H24V212H25ZM53 210H54V211H53ZM75 210H77L78 212L75 211ZM89 210H90V211H89ZM110 210H111V212H110ZM17 211H18V212H17ZM41 211H42V212H41ZM55 211H56V212L58 211V213L56 214ZM81 211H82V213H84V214L81 215V213H79V212H81ZM86 211H87V212H86ZM93 211H96V212L99 213V214H100V213H104V215H103V214H100V215H103L104 218H102L101 216L98 217V216H97V213L94 212V213L96 214V215H95V214L93 213ZM101 211H102V212H101ZM106 211H107V212H106ZM117 211H120V212H117ZM135 211H137V210H135ZM221 211L226 212V214H224V213L221 212ZM11 212H12V213H11ZM36 212H37V213H36ZM39 212H40V214H38ZM91 212H92V214H91ZM105 212H106V213H109L110 215H109V214L106 215ZM115 212H116V213H115ZM9 213H11V214H9ZM16 213H18L19 216H18ZM22 213H23L26 217H25L24 215H20V214H22ZM28 213H29V215H28ZM54 213H55V214H54ZM86 213H89V214H86ZM117 213H118V214H117ZM119 213H121V214L119 215ZM15 214H16V215H15ZM30 214L35 216V220H36V221H35V220H32V219H34V217H32ZM90 214H91V215H90ZM99 214H98V215H99ZM123 214H125V215H123ZM11 215H13V216H11ZM27 215H28V216H27ZM42 215H44V213H43ZM54 215H57V216H54ZM83 215H84V216H83ZM85 215H86V218H85ZM94 215H95L96 217H95ZM114 215H115L116 217H115ZM118 215H119V216H118ZM121 215H122V216H121ZM226 215H228V216H226ZM16 216H17V217H16ZM20 216H24V217L21 218ZM44 216H45V215H44ZM61 216H64V215L61 214V215H60V218H61ZM79 216H80V218H79ZM81 216H83V217H81ZM87 216H88V217L91 216V217H93V218H92V219H91L90 217L87 218ZM113 216H114V219H115V220L112 218ZM6 217H7V218H6ZM9 217H12V219H14L15 221H16V220H20V219H18V217L21 218V220H20L19 222H17L18 224L16 225V224H14L15 221L12 220V219L9 218ZM13 217H15V218H13ZM94 217L96 218V219H95L96 222H95V220H94ZM110 217H111V218H110ZM117 217H118V218H117ZM8 218H9L12 222H11V221L9 222V219H8ZM37 218H38V219H37ZM56 218H55V219H56ZM60 218H59V220L62 221ZM75 218H76V217H75ZM97 218H99V219H97ZM39 219H40V221H42V222H41V225L39 224V223H40V222H39ZM52 219H53V218H52ZM79 219H81V220H79ZM102 219H103V220H102ZM5 220H6V221L8 220V221L6 222ZM77 220H78V221H77ZM91 220H92L93 222H89V221H91ZM253 220H254V219H253ZM253 220H252V221H253ZM0 221H1V220H0ZM80 221H81V222H80ZM3 222H4V223L6 222V223H5V226H6V227H4ZM8 222H9V225H8ZM25 222H26V221H24V222L22 221L21 224L23 223V225H24ZM36 222H37V223L39 222V223H38L39 225H38ZM79 222H80V223H79ZM110 222H111V221H110ZM10 223H11V224H10ZM27 223H26V224H27ZM30 223H28V224H30ZM76 223H78V224H76ZM21 224H20V226H21ZM95 224H94V226H96ZM10 225H11V227H10ZM23 225H22V226H23ZM36 225H38V226L35 228ZM7 226H9L8 229H7ZM24 226H27V225H24ZM24 226H23V230H24V231H25V230H27L28 232L31 231L32 233L36 232V231H34V229H31V228H33L32 226H29V225H28V227H30V231L28 230V229H29L28 227H27L28 229H26V227L24 228ZM203 226H204V225H203ZM203 226H202V227H203ZM205 226H206V225H205ZM97 227H95V228H97ZM202 227H201V230H202V231H199V232H201V234H200V233L197 234V235H198V238L201 237L200 239H198V238H197V239H193V238L197 237V235H195L194 237L191 236L192 239H191V238L188 239V240H190L189 242H190V246H191V247H189V245H188L189 242L187 241V239H186L185 242H188V243H185V242H184V246H186V247L181 246V247L183 248V251H182V249H181L180 247H179V248L177 247V249H178L179 251L181 250L180 252H178V254H179L178 257H179V258L182 257L181 259H183V260H181L182 262L180 261L181 264H182V263H184V264H189V263H190V264H196V263H195L196 261H198L197 263H201V261H202L201 258H202L203 256H204V257H203L202 259H203L204 261H205V259H206V261H209V263L213 262V263H211V264H214V262H215V264H221V263H222V264H225L223 261H226V263H227V261H228L230 258H231L230 260H232V261H230V260L228 261L230 264H231V263H232V264H233V263H235V264H236V263H237V264H242L243 262H244L243 264H246V261H245L246 258L244 257L245 260H244V259L242 260V258H241V257L244 256V250H243V252H241L242 249H243V246H241V245L239 244L238 239L236 240L233 236H231L232 238L229 236V238H231V239H229L227 236H226V238L222 237V238H224V241H226V242L229 244V246L231 247V248L228 247V250L231 249V251L229 250L230 252H229V251L227 252V254L229 253L228 255H231V256H227V254H226V258H225V257H224L225 255H223V257H221L222 259H220V258L218 259L219 261L221 260L220 263H219L218 260H213V259L211 260L212 257H210L211 254H209V251H207V250H205V251L202 250V252H208L207 255H205V253H204V255L202 256V254H201V253H202L201 250L199 249L200 252H201V253H200L199 250L197 249V251H198L197 254H199V256H200V258H199V256L196 254V248H194L195 250H191V249H193V247H194V245H191V244H194V243H195V245H197V244H200V245H201V242L199 243L198 240H201V241H202V236H201V235H202V233H203V235H204V233H206V232H207L208 234H207V235L205 234V235L203 236L204 240L202 241V242H204V244H206V241H207V240H209V241H207V242H210V241L212 242L213 240H214V241L216 240V239L212 238L211 236H210L211 238L208 239V237H209V236H208V235H209V232H208V231H209V230L206 229V227H207V226H206L205 228L203 227V229H204V231H205V229H206L207 231H206V232H203ZM81 228H82V230H81ZM86 228H88V229H86ZM95 228L90 229V230H91V231H92V230H95ZM98 228H97V229H98ZM97 229H96V230H97ZM32 230H33V231H32ZM76 230H75V231H76ZM91 231H90V232H91ZM81 232H79V233H81ZM199 236H200V237H199ZM205 236H208V237H206V239H205ZM63 238H64V237H63ZM216 238H217V237H216ZM227 238H228V239H227ZM210 239H211V240H210ZM212 239H213V240H212ZM220 239H221V238H220ZM232 239H233L234 241H233ZM63 240H64V239H63ZM191 240H194L193 243H191V242H192ZM195 240L198 241V242H196ZM221 240H222V239H221ZM227 240H228V241H227ZM235 240H236V241H235ZM59 241H60V243H61L62 240L59 239ZM231 241H232V242H231ZM3 242H5V241L3 240ZM3 242H1V243H2L1 245H4ZM64 242H65V241H63L62 244H63ZM229 242H230V243H229ZM233 242H234V244H235V243L238 244V246H236V244L233 245ZM237 242H238V243H237ZM231 243H232V244H231ZM21 245H22V244H19V246H21ZM23 245H24V243H23ZM23 245H22V246H23ZM26 245H27V244L25 243V246H26ZM187 245H188V246H187ZM231 245H232V246H231ZM239 245H240V247H241L242 249L239 247ZM25 246L22 247V249L20 248L21 251H23V248H24V249H25V248H26V249H27V248L29 249L30 246H31L30 249H32V250L29 249V251H30V252L28 251L29 253H27V251H26V252L23 251L24 253H27V254H29V255H31L30 253H36V252H33V251H36V250H37V246H36V247H34L35 245H33V246H32V245H29V246H26V247H25ZM197 246H198V245H197ZM206 246H207V245H206ZM235 246L237 247V249H235V248H236ZM1 247H2V246H1ZM33 247H34V248H33ZM188 247H189V248H188ZM200 247H203V249H204V246H203V245H202V246H198L197 248H200ZM207 247H210V245L207 246ZM238 247H239V248H238ZM50 248H51V249H50ZM90 248H92V247H90ZM184 248H185V249H184ZM186 248H187V249H186ZM26 249H25V250H26ZM28 249H27V250H28ZM33 249H34V250H33ZM38 249H39V248H38ZM45 249H47V250H45ZM45 249H44V250H45L46 252H50L49 250H51V253H50V254L55 253V252L53 251L54 249H53L52 246H51V247H50V246H49V247L46 246ZM48 249H49V250H48ZM52 249H53V250H52ZM189 249H190V250H189ZM201 249H202V248H201ZM232 249H234V251H233ZM44 250H43V251H44ZM83 250H86V248H85V249H82V251L79 252V254H78V256L81 255L82 259H84V257L86 256V253H85ZM238 250H239V251H238ZM39 251H40V250H37V253H39ZM41 251H42V250H41ZM41 251H40V252H41ZM52 251H53V253H52ZM89 251H90V250H88V252H87V251H86V252L89 253ZM185 251H186V252H185ZM189 251H190V252H189ZM194 251H195V252H194ZM235 251H237V252H235ZM46 252H45V253H46ZM102 252H103V253H102ZM182 252H183V253H182ZM24 253H23V256H24V260H25V261H24V260H22V261H24V262L27 263V260L30 261L32 256L28 257V256L25 254V255L29 258V259H28V258H26V256L24 255ZM81 253H82V254H81ZM97 253L99 254V256H97L96 253H95V255H94V253H93L94 256H92V254H89V256H88V254H87V256H88L87 258H90V257L92 256V257H91L92 261H91V259H89V261H88V259H87V260L85 259L86 263H87V264H90V262H93L92 264H94V263H95V264H99L98 262H100V261H101L102 263H104V262H105V261H104L105 258H104L103 255H105L104 253H106V252H104V250H103V251H101V253H100L99 251H97ZM180 253H181V256H180ZM184 253L186 254V256H185ZM190 253H191L192 256H189ZM193 253H195V255H194ZM231 253H232V254H231ZM234 253H235V255L233 256ZM240 253H241V254H240ZM101 254H103V255L100 256ZM182 254H183V255H182ZM188 254H189V255H188ZM200 254H201V255H200ZM239 254H240V255H239ZM32 255H35V254H32ZM83 255H84V257H83ZM90 255H91V256H90ZM236 255H237V256H236ZM242 255H243V256H242ZM53 256H54V254H53ZM53 256H52V257H53ZM195 256H197L198 258H197V257L195 258ZM207 256H208V257H207ZM238 256H239V257L241 256V257H240L241 260H240V258H239ZM79 257H80V256H79ZM79 257H78V258H79ZM81 257H80V258H81ZM94 257H95V259H97V261L95 260V262L93 261V258H94ZM102 257H103L104 259H103ZM183 257H187V258H183ZM205 257H206V258H205ZM209 257H210V258H209ZM228 257H229V258H228ZM235 257H236V258H235ZM22 258H23V257H22ZM25 258H26L27 260H26ZM36 258H37V257H36ZM80 258H79V259H80ZM85 258H86V257H85ZM100 258H102V259H100ZM191 258L194 259L195 261L193 262V260H192V262H191V260H190ZM224 258H225V260H224ZM232 258H233L234 260L238 259V260H236L237 262H236V261H233ZM82 259L80 260V262H82V261L84 262V260H82ZM99 259H100V261H98ZM187 259H188L189 261H188ZM196 259H199V260H196ZM209 259L211 260V262H210ZM76 260H77V259H76ZM102 260H103V261H102ZM178 260H180V259H177V261H178ZM184 260H185L186 262H188V263H186ZM222 260H223V261H222ZM239 260L242 261V263H239ZM22 261H21V262H22ZM29 261H28V262H29ZM32 261H33V260H32ZM34 261H35V260H34ZM34 261H33V262H34ZM78 261H79V260H77V262H78ZM110 261H111V260H109V263H111ZM206 261H205V262H206ZM217 261H218V262H217ZM33 262H29V263L31 264V263H33ZM83 262H82L81 264H84ZM88 262H89V263H88ZM101 262H100V264H101ZM106 262H107V261H106ZM180 262L178 261V262H176V263L179 264ZM205 262H202V263H205ZM34 263H35V262H34ZM202 263H201V264H202ZM209 263H207V264H209ZM229 263H227V264H229ZM24 264H25V263H24ZM27 264H28V263H27ZM76 264H78V263H76ZM79 264H80V263H79ZM105 264H106V263H105ZM107 264H108V263H107ZM205 264H206V263H205Z\"/></svg>",
  "mask_w": 264,
  "mask_h": 264
}]
</instances>
